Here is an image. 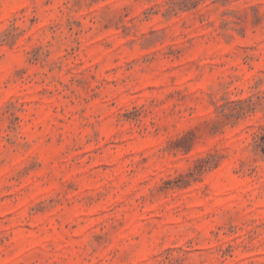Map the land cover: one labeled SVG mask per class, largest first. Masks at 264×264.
<instances>
[{
    "label": "rangeland",
    "instance_id": "rangeland-1",
    "mask_svg": "<svg viewBox=\"0 0 264 264\" xmlns=\"http://www.w3.org/2000/svg\"><path fill=\"white\" fill-rule=\"evenodd\" d=\"M0 264H264V0H0Z\"/></svg>",
    "mask_w": 264,
    "mask_h": 264
}]
</instances>
